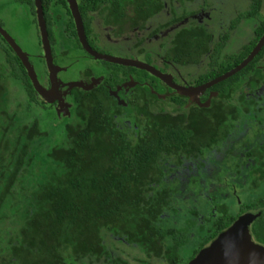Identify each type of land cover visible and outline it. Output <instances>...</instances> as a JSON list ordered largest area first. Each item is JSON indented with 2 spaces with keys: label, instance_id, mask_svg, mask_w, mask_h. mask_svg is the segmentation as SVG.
Returning <instances> with one entry per match:
<instances>
[{
  "label": "trees",
  "instance_id": "16d2710c",
  "mask_svg": "<svg viewBox=\"0 0 264 264\" xmlns=\"http://www.w3.org/2000/svg\"><path fill=\"white\" fill-rule=\"evenodd\" d=\"M80 1L88 2L90 9L99 3L129 6L137 24L144 22L147 11L152 13L168 5L169 27L177 22L175 16L190 17L191 11L185 10L194 8L199 0ZM263 1L253 0L247 14H256ZM41 6L44 21L51 17L47 11L54 9L68 40L79 46L66 1L41 0ZM21 7L36 17L32 0H23V5L17 6ZM79 11L92 46L99 37L91 32L93 16L82 6ZM20 14L23 16V12ZM261 19L246 53L264 31V12ZM33 21L36 26V19ZM28 22L24 23L26 27ZM162 27L155 31L160 32ZM46 32L51 40L50 32ZM3 42L0 37V79L4 75L8 86L13 82V89H0V103L8 106L16 99L14 105H23V115L14 116L11 124V111L6 114L0 108V121H4L0 124V264H186L245 213L257 214L248 230L251 240L264 246V187L259 185L264 173L260 175L256 167L250 178L247 168L241 167L239 174L232 167L220 170L223 178L218 177L215 183L223 190L222 200L218 203L212 196L210 215L198 219L195 233L188 220L182 227L169 222L167 208L176 190L171 188L173 173L165 171L166 166L202 162L208 157L194 156L195 149L189 150L185 143L191 121L186 122L190 115L182 119L187 114L178 109L182 99L168 109L162 108L161 117H155L157 112L152 114L146 103L130 108L128 118L138 124L131 136L126 128L121 134L112 131L107 104L100 109L92 101L70 99L69 114L60 118L53 103L37 99L23 65ZM28 42L33 49H23L33 56L30 61L43 64L41 57H34L42 53L39 36L37 46L30 39ZM62 47L66 48L62 53L69 51L66 45ZM263 52L264 44L260 54ZM118 67L123 72L131 70ZM226 70L221 69L219 74ZM232 79L235 76L229 81ZM52 120L54 124L64 120L59 133L53 124L49 127ZM209 141L203 140L197 147L209 146ZM193 217L191 211L190 221ZM110 235L118 236L119 242L111 241ZM189 239L198 240L192 243L191 251L186 248L184 256L182 251Z\"/></svg>",
  "mask_w": 264,
  "mask_h": 264
},
{
  "label": "flooded vegetation",
  "instance_id": "af4514ba",
  "mask_svg": "<svg viewBox=\"0 0 264 264\" xmlns=\"http://www.w3.org/2000/svg\"><path fill=\"white\" fill-rule=\"evenodd\" d=\"M216 1L217 5L214 7L215 4L214 2L212 3V0H199L193 6L194 8L185 10L191 11L190 17L179 18V16H175L177 22L168 27L167 24L170 23L171 17L168 5H164L161 10L158 9L159 11L156 10L152 13L147 11L144 22L137 24L130 13L132 8L129 6L116 8L114 6H104L106 3H99L95 8L90 9L91 5H88V2L85 4L83 1L75 0L79 14V6H82L86 14L93 16L90 18L93 25L91 32L99 37L96 42L92 43V46L87 40L81 15L80 18L86 42L94 52L123 60L138 61L153 68L159 74L169 77V82L166 83L151 73L135 67L127 66L131 70H125V73L123 72L124 70L118 67L121 66L119 64L107 62L106 64L104 61L94 60L81 48L77 39L79 46L74 45V52L70 53L69 50L62 53V60L65 61L62 66L54 60L50 49L53 65L58 68L56 89H58L60 98V103L53 102V107L60 111L57 106H61V99H65L62 108V113L64 114H61V117L69 114L71 109L70 99L75 101L78 98L87 101V103L92 101L100 109H104L107 104L109 106L107 113L111 115V121H109L110 123L112 122V131L116 134H121V131L126 128L127 135L130 134L131 136V130H138V124L128 118V112L131 111L129 110L130 108H133V106L140 107V102L142 104L146 103L152 114L154 111L157 112H155V117H161L160 111H163L162 108L168 109L175 100L182 99L180 101L182 105L178 109L187 113L185 114L186 116L183 114L182 119L184 121V117L190 115L186 122L191 121V128H187L189 135L185 143L191 148L189 150L195 149L197 154L194 156L205 157L207 155V159L215 158L218 150H216L217 147H213L214 139L217 140L223 136L220 129H223V122L226 117L238 118L236 125L239 123L243 125V129L240 130L243 131V134L246 127L250 129L256 124L263 125L262 118H264V52L260 54V50L245 67L232 76L237 75L235 79H232L234 81L230 82V78H228L224 84L218 83L201 89L207 83L239 65L264 34L263 31L254 46L246 53V48L251 45L256 37L253 30H256V26L260 25L263 11H258L261 13L259 15L247 14L251 12L249 5L241 13L230 12V9H239V6L228 7V5L231 2H239V0ZM0 4L3 5V10L0 11V27L14 40L21 51L28 55V60L34 69L39 84L46 90L50 89L49 74L44 60L43 64L38 61H30L33 56L17 42L21 38L13 37L9 32V27L12 23L11 21L9 22L10 19H17L23 26L26 21L32 22L31 17L33 16L29 15L28 11H24L26 7L17 8V6L23 5V0H0ZM32 5L34 7L33 0ZM220 9L226 10L228 16L225 18L226 22L219 26L221 14H219L218 10ZM57 10L60 13L63 11L62 9ZM22 12L23 16L20 14ZM47 12L51 17L48 22L44 21V23L46 30L51 34V40L48 39V41L50 40V45L55 40L54 32H58L59 29L55 24L58 21L55 18V10L49 9ZM15 15L16 17H14ZM152 17L154 18L151 19ZM33 18L36 19V17ZM59 23H61L62 27L63 22ZM158 26L159 28L163 26L160 32L155 31ZM64 31L65 29H62V32ZM102 42L104 43L101 45ZM231 42L237 47L236 50L233 49ZM3 43L10 47L5 41ZM23 43L27 44L28 39H23ZM93 45L96 49L93 48ZM103 45H106V47ZM29 48L33 49L32 44ZM245 53L246 55L241 58ZM35 56L38 57L35 60H39V57L43 59L42 53ZM254 59L256 60L252 64ZM109 65H114V67L110 68ZM227 66L229 68L219 74V71ZM67 69L72 76L70 78L61 77L60 75ZM257 72L259 74L256 77ZM253 85L254 87L252 88ZM174 87L188 92L189 90H197L198 92L194 93L192 97L183 96L178 94ZM64 93H67L65 97ZM250 93H252V97ZM36 97L42 100L38 95ZM109 121L101 126L108 125ZM183 125L187 127V123H183ZM249 135H247L248 141ZM203 140H210L209 146L198 148L197 145ZM242 148L243 153L240 155L239 160L243 162L238 160L235 165H228L227 168H236L238 174L241 167L247 168L249 169L248 178H250L256 167L257 172L261 175L264 169V162L260 164L259 161H256L257 158L249 155L251 151L247 144H243ZM208 154H211V156ZM190 165L201 168V172L203 171L204 165L201 162L190 163ZM252 165L253 167L251 168L250 166ZM165 171L173 173L172 176L177 175V173H183L179 172V165L175 164H168ZM191 174L201 176V173L197 170L192 171ZM110 239L115 241L114 243L120 240L118 236H113L112 238L111 235ZM132 264L146 263L134 261Z\"/></svg>",
  "mask_w": 264,
  "mask_h": 264
},
{
  "label": "rangeland",
  "instance_id": "374dc122",
  "mask_svg": "<svg viewBox=\"0 0 264 264\" xmlns=\"http://www.w3.org/2000/svg\"><path fill=\"white\" fill-rule=\"evenodd\" d=\"M241 1V2H240ZM253 0H239V2H231L228 7H237L239 6V9H230V12H235V13H241L243 12L244 8L251 5ZM214 2L215 5H217L216 0H212V3ZM240 4V5H239ZM3 10V5L0 4V11ZM260 12H264V1L261 3L259 7ZM219 14H221V18L219 20V26L222 25L223 23L226 22L225 18H227V12L226 10L223 11V9L218 10ZM256 14L259 15L258 11ZM168 14V13H167ZM169 14H171V10L169 11ZM16 17V15L14 16ZM152 17L151 19H153ZM33 20L34 18L31 17ZM150 19V20H151ZM11 23V26L9 27V32L12 34L13 37H18L21 38L17 40V42L20 43V45L23 46H31V43H23V39H25L24 36L27 37V39H30V42L35 44L37 46L38 44V31L36 30V26L34 25L33 21L30 23L29 27H26L25 24L23 26L21 23L17 21V19H10L9 22ZM58 26V32H54V43H50L51 45V50L54 56V60L59 64V65H64L65 61L62 60V50L66 49L63 48L62 46H67V49L70 50V53L74 52L75 46L68 40L67 35L62 32L61 29V23L56 22L55 23ZM54 25V24H53ZM26 40V39H25ZM109 40V38H108ZM104 42L101 43V45ZM217 43V42H216ZM212 44V43H211ZM100 45V46H101ZM231 45L233 46V49L236 50V46L234 43L231 42ZM106 47V45H103ZM34 47V46H32ZM215 47V46H214ZM108 51V50H107ZM114 67V65H109V67ZM231 67V66H230ZM227 68H229L227 66ZM43 72V70H42ZM259 72H257V75ZM4 76V75H3ZM1 76L0 79V89H5L7 86V89H13L11 86H13V82L10 81L8 86V80L5 79V77ZM63 78H70L72 75L70 74L69 70H65L63 74L60 75ZM237 75H235V78ZM234 81V80H231ZM230 81V82H231ZM236 81V80H235ZM15 83V82H14ZM16 84V83H15ZM254 85L252 86V88ZM252 90V89H249ZM20 91V90H19ZM8 92V91H7ZM67 93H64V97ZM14 96V95H13ZM12 96V97H13ZM19 96V94H18ZM250 96L252 97V93H250ZM245 98V97H244ZM234 99V98H233ZM246 99V98H245ZM63 101L65 99H61V106H57L59 110H56L59 115L64 114L62 113V108H63ZM234 101V100H233ZM16 99H13V102L9 104L8 106L5 105L3 106L2 103H0V108L6 113L9 114L11 111V114L9 115L8 119L10 120L11 124H14V116L23 115V105L21 104H16ZM7 107V108H5ZM232 109L233 107L230 106ZM67 115V114H66ZM260 116V114H259ZM62 118V117H60ZM233 117H226V119L223 122V129H220V132L223 133V136L219 137L213 144V147H217L216 150L218 152L215 154V158L213 159H207L204 160L203 162V171L201 172V168L192 167L190 164H185L183 166H179V172H183L181 174L177 173V176L173 175V180L171 181V188H173L175 191L174 195L172 196L171 199V204L167 208V212H169V222H172L173 224H178L180 227L184 226L187 220L190 222V227L192 228L191 231L193 230V233L196 232L197 225H198V219H201L202 217H208L210 214L209 210V204L211 203L212 196L215 195L216 200L221 201L222 199L220 198V194L223 193L222 189H217L220 185L215 183L218 177L223 178L222 174L223 172L220 170L227 168V166H232L237 163V161L240 158V155L243 153V144H247L251 153L249 154L250 156L257 158L256 161H259V163L264 162V118H262V124L263 125H258L253 126L252 128L246 127V130L240 131L243 129V125L241 123L237 124L238 118L232 119ZM53 122L51 124H48L49 127L50 125L53 124V128L58 129V133L60 132L61 125H63L64 120L57 121L56 124H54L55 120H52ZM4 121H0V124H2ZM53 129V130H55ZM249 129V130H248ZM245 134H250L249 135V141L247 138V135ZM260 158V159H259ZM261 159H263L261 161ZM242 160H239L241 162ZM243 162V161H242ZM254 165V164H253ZM250 166L251 168L253 167ZM197 170L198 172L201 173L200 175L197 174H191L192 171ZM264 173V169H263ZM261 183H259L260 187H264V179L262 176ZM228 195V194H227ZM207 206H206V205ZM173 211V212H171ZM193 211L194 212V217L191 218V221L189 219V213ZM195 212H199L200 215L198 217L195 216ZM198 214V213H197ZM205 215V216H204ZM257 215V214H255ZM194 236V234H192ZM191 236V237H192ZM198 239H189L187 246L185 249H183V255L186 256V248L188 247L189 251L192 250L193 246L192 243L194 241H197ZM181 252V253H182ZM133 254V253H131Z\"/></svg>",
  "mask_w": 264,
  "mask_h": 264
},
{
  "label": "water",
  "instance_id": "95a60500",
  "mask_svg": "<svg viewBox=\"0 0 264 264\" xmlns=\"http://www.w3.org/2000/svg\"><path fill=\"white\" fill-rule=\"evenodd\" d=\"M66 2L74 22L76 36L80 46L94 60H101L107 63L135 67L151 73L166 83L169 82V77L159 74L153 68L148 67L143 63L133 60H123L117 57L102 55L94 52L86 42L80 14L78 12L75 0H66ZM33 4L35 7L36 24L40 38L43 60L49 74L50 89L46 90L39 84L34 69L28 60V55L21 51L14 40L1 27L0 35L11 47L16 57L23 65L26 75L30 80L31 86L33 87L36 94L48 104H52L53 102L60 103L58 89H56V73L58 68L53 65L50 45L47 38V32L41 9V2L40 0H33ZM263 44L264 34L261 36L258 43L249 53V55L239 65H237L232 70L225 72L213 81L207 83L201 89H205L211 85L223 82L239 72L254 58ZM174 89L178 94L189 97L194 96V93L198 92L197 90H189L188 92L185 90H180L178 87H174ZM256 217L257 215L251 213H246L239 216L226 230L219 233L208 246L200 249L196 255L186 264H264V246L255 244L251 240V236L248 232V226L255 220Z\"/></svg>",
  "mask_w": 264,
  "mask_h": 264
},
{
  "label": "clouds",
  "instance_id": "9594fccd",
  "mask_svg": "<svg viewBox=\"0 0 264 264\" xmlns=\"http://www.w3.org/2000/svg\"><path fill=\"white\" fill-rule=\"evenodd\" d=\"M255 215V214H254ZM251 224V223H250ZM250 226V225H249ZM249 226H248V228H249ZM248 232H249V230H248Z\"/></svg>",
  "mask_w": 264,
  "mask_h": 264
}]
</instances>
